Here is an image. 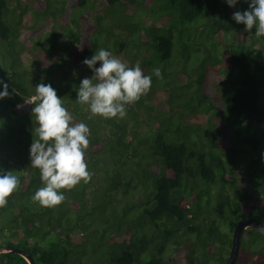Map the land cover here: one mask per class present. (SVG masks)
Masks as SVG:
<instances>
[{"label":"trees","instance_id":"16d2710c","mask_svg":"<svg viewBox=\"0 0 264 264\" xmlns=\"http://www.w3.org/2000/svg\"><path fill=\"white\" fill-rule=\"evenodd\" d=\"M53 3L59 0H46L36 21H58L63 3L76 12L59 30L32 39L41 51L21 66V14L0 0V91L7 84L9 93L0 98V174L12 170L21 181L0 208V221L12 233L8 245L23 248L39 264H224L238 220L255 217L264 225V150H258L260 137L264 141V37L232 19L241 11L240 0L234 6L226 0ZM86 10L90 14L81 16ZM153 10L166 15L152 20ZM219 17L231 23L228 38ZM99 48L152 76L151 90L128 106L123 119L90 118L87 106L77 103L83 76L94 75L83 60ZM63 65L67 70L56 77ZM155 68L162 78L153 74ZM39 83L50 84L73 120L88 125L86 163L109 161L108 168L88 167L101 175L96 181H81L68 191L74 208L67 202L65 216L31 200L41 182L30 164L35 122L27 100ZM181 90L189 96L181 101L188 106L181 107L193 115L179 109L177 126L164 131L153 111L160 115ZM221 107L214 123L210 114ZM241 122L251 126L250 133L242 132ZM85 215L96 216L97 230L80 222ZM248 230L235 264H264V238ZM0 264L25 260L3 253Z\"/></svg>","mask_w":264,"mask_h":264},{"label":"clouds","instance_id":"9594fccd","mask_svg":"<svg viewBox=\"0 0 264 264\" xmlns=\"http://www.w3.org/2000/svg\"><path fill=\"white\" fill-rule=\"evenodd\" d=\"M226 2L234 6L237 0ZM240 10L242 12L232 14V19L242 23L246 30L255 27V36L264 37V0H248L246 7L240 0ZM97 62L99 66L95 67ZM83 63L92 69L94 75L80 81L76 100L87 106L90 118L123 119L127 116L128 106L151 90L152 76L144 74L139 64L130 66L105 48L96 50ZM153 74L162 78L159 68L153 69ZM7 88L8 85L4 84L0 98L9 95ZM27 102L34 105L31 113L35 122L29 150L30 164L39 171L41 182V186L31 195V200L42 207L52 208L65 200L64 191L61 190L70 191L81 181L88 183L92 178L85 160V152L90 144V129L85 122L73 120L50 84H37ZM178 123V119L172 118L171 129ZM20 184L19 176L12 170L0 174V208L7 205L8 197L18 190Z\"/></svg>","mask_w":264,"mask_h":264},{"label":"rangeland","instance_id":"374dc122","mask_svg":"<svg viewBox=\"0 0 264 264\" xmlns=\"http://www.w3.org/2000/svg\"><path fill=\"white\" fill-rule=\"evenodd\" d=\"M14 1H16V0H7L8 5H9L8 8L13 12H20V14H21L22 28L19 30V36L17 38V42H18L17 47H18V62H19L18 64H20L22 66V65L28 64V59L30 57V54L33 53L34 55L38 56V54L41 51V50H39L40 48H38V47L36 48L35 42H34V40L32 42V39H36L37 35H39L40 33L45 34L46 32H48L51 29L59 30V28L61 26H64L67 24L68 19L72 16V13L76 12V10L72 7H69L68 5H66V7H64V3L67 4V2L65 1L63 3V6H62L63 12L58 16V21H56V19L52 20L50 17H47V18L40 17L39 15H38L39 18L37 17L38 19L36 21V12H40L43 10V4L46 3V0H28V1H30V3H29V5H26V6H25L23 0H20L19 1L20 2V10L16 9V3H14ZM51 1L52 0H50V2ZM62 2H63V0L62 1L59 0V3H53V4L57 6L58 4H62ZM243 3H244V6L246 7L248 0H242V4ZM157 11H159V10H157ZM152 13L153 14L151 15V19L155 20V21H157L159 18L155 15H158L160 17H163V15H166L165 13H161L160 15L155 14L154 10L152 11ZM29 14H31V16H33V18H34L33 20L32 19L26 20L27 15L29 16ZM88 14H90V12L88 10H86L82 13L81 16L84 17ZM15 16L18 17V14H15ZM151 19L147 18V20H149L148 22H150ZM219 20H221L222 25H224V27L221 29V33L223 36L228 38L230 29L232 28L231 23L223 20L220 17H219ZM251 33H252V31H251ZM134 37L136 40L138 39L136 34L134 35ZM197 38H199L198 32H197ZM152 43L154 44V42H152ZM33 47H35V49L37 51L34 49L32 50ZM153 54H154V50H153V53H151V56ZM66 70H67V66L63 65L62 70H56L57 71V72H55L56 77H58V72H62V71H66ZM83 77L88 78L85 75ZM235 90H233V91H235ZM182 92H183V90H181V92L175 91L171 95V102H169L167 104L166 110H164L163 112H161V111L158 112V114H160V115H157V112L153 111V113H154V116L152 118L153 121L155 122L157 119L158 120V121H156L157 124L163 125L162 129H164V131L171 128V119L172 118L175 119L177 117V115L181 114V112L179 110L182 108L181 106H188V105H182L181 104V101L189 98V96L185 95V93H182ZM181 110L188 117H191L193 115L191 108H185V109L182 108ZM221 114H222V107L219 108L218 110L214 111L213 113H211L210 118L215 123V122H217V120L220 119ZM202 124H203V122L200 125H202ZM239 127L241 128V130L244 134L251 132V126L247 125L245 122L239 123ZM256 129H257L256 127H254V126L252 127V131H255ZM257 133H260V132H257ZM258 143H259L258 150L263 151L264 150L263 137H260ZM108 164H109V161L107 159H104V158L89 159V161H87V166L88 167L91 166L92 168H95L96 166H98L100 168L105 166V168H108ZM96 171L101 172L102 170L98 168V169H96ZM100 176L101 175L96 176V174H94V172L92 174V178L94 179V181H96ZM91 185L92 184H90V186ZM76 190H80V188L77 187ZM63 191H64V195H65V200L61 204L55 206V209H59L60 212H62V214L64 215V213L67 209V207H66L67 202H68L67 206H70L72 208H74V207L69 204L70 203L69 200L71 199V197L69 196V192L66 191V193H65V190H63ZM135 193L136 194L141 193V187L140 186H138L135 189ZM66 197H67V199H66ZM138 202H141L140 198L138 199ZM3 222L7 223V221H5V219L3 221H0V229H2V230H0V245H8V242H11V240L9 238L12 236V233L7 228H5L7 226ZM80 222L83 224H86L87 226H89V224H90L89 230L90 229L91 230H94V229L97 230L98 224L100 221L97 222V218L95 215H93V216L85 215L83 220ZM248 229L245 231V234L247 233V231H249ZM223 231H228V226L223 227ZM88 232H90V231H88ZM261 244H263V243H261ZM167 254H169L168 251H167Z\"/></svg>","mask_w":264,"mask_h":264},{"label":"water","instance_id":"95a60500","mask_svg":"<svg viewBox=\"0 0 264 264\" xmlns=\"http://www.w3.org/2000/svg\"><path fill=\"white\" fill-rule=\"evenodd\" d=\"M247 228H253L264 238V225L260 224L255 217H249L238 220L231 234V244L229 248V253L224 264H235L239 253L241 238ZM3 253L17 254L22 257L28 264H35L32 256L23 248L15 247L12 245H0V254Z\"/></svg>","mask_w":264,"mask_h":264},{"label":"flooded vegetation","instance_id":"af4514ba","mask_svg":"<svg viewBox=\"0 0 264 264\" xmlns=\"http://www.w3.org/2000/svg\"><path fill=\"white\" fill-rule=\"evenodd\" d=\"M91 262L89 261L88 264H90ZM25 264H28L26 261H25ZM35 264H39L38 262H35Z\"/></svg>","mask_w":264,"mask_h":264}]
</instances>
